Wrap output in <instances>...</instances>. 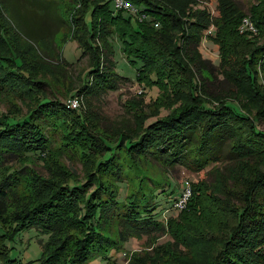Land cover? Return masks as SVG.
<instances>
[{
	"label": "trees",
	"instance_id": "trees-1",
	"mask_svg": "<svg viewBox=\"0 0 264 264\" xmlns=\"http://www.w3.org/2000/svg\"><path fill=\"white\" fill-rule=\"evenodd\" d=\"M77 1L81 7L73 17L77 20L73 26L72 18L59 12L58 0H0L8 9L0 27V96L13 90L30 99L45 83L16 50L10 34L23 41L25 49H34L41 41H53L59 32L71 31L70 40L83 49L80 57H88L85 83L71 96L101 95L117 88L121 77L114 69L112 41L118 36L131 63H141L136 81L157 85L155 100H160V92L171 96L185 89L187 98L178 106L170 103L175 105L171 111L147 122L137 134L120 132L113 141L89 129L85 111L59 100L37 96L36 105L22 117L20 112L7 115L0 111V263L25 264L10 256L9 243L30 229L46 239L40 241V257L28 264H91L107 259L113 240L101 230L110 231L112 222L119 242H125L128 235L160 231L164 218L160 220L152 212L156 193L170 187V180L161 182L144 174L138 188L128 194L121 163L125 154L136 167L152 163L165 171L175 164L192 170L216 161L241 165L244 174L231 181L240 188L231 194L238 197L240 206L231 212L232 222L213 235L215 239L208 244L211 250L202 264H264V130L258 129V121L264 118V0H254L245 13L231 0H216L219 16L212 21L209 10L199 7V0H128L139 12L138 27L122 14L124 9H114L112 0ZM35 9L44 14L52 10V14L36 23L35 17L40 15L33 12ZM244 17L254 32L241 30ZM55 19L57 28L50 32L54 27L48 23ZM62 23L65 28L59 26ZM211 23L215 31L206 36L216 44L218 66L229 64L232 57V62H239L240 78L236 69L223 76L231 83L242 82L252 96L257 104L252 118L232 100L211 106L195 92L192 68L211 74L209 59L199 49L203 32ZM237 41L245 43L239 48L244 51L230 55ZM179 79L186 85H178ZM56 116L66 126L65 131L54 133L59 136L61 150L76 152L91 162L85 180L73 174L57 178L48 169V177H35L32 198L17 202L18 174L32 168L30 158L48 168L47 158L52 154L48 133L55 128ZM257 157L260 160L255 162ZM13 158L20 161L17 167L10 163ZM107 179L113 182L112 189L106 185ZM89 184L93 185L91 190ZM190 189L182 210L202 214V197L197 200L193 184ZM15 196L16 207L8 212Z\"/></svg>",
	"mask_w": 264,
	"mask_h": 264
},
{
	"label": "rangeland",
	"instance_id": "rangeland-1",
	"mask_svg": "<svg viewBox=\"0 0 264 264\" xmlns=\"http://www.w3.org/2000/svg\"><path fill=\"white\" fill-rule=\"evenodd\" d=\"M58 1L61 15L72 18L71 23L76 26L77 20L73 17L77 15V9L81 7V4L76 3L77 0ZM231 1L245 13L254 0ZM199 7H206L209 10L211 21L219 16L216 10V0H199ZM121 11L123 15L130 17V21L135 27H138L135 14L128 10ZM33 12L40 15V18L36 15V23L38 20L43 22L45 15L52 14V10H48L45 14L44 12L40 13L37 9ZM7 14L8 9L0 2V27L3 24L2 18H5ZM57 22L56 19L55 22L49 21L48 24L54 27L50 32L57 28ZM59 26L65 28L66 25L62 23ZM214 31L215 26L211 23L209 28L203 32L199 49L202 56L209 59L207 66L211 74H208L207 70L198 71L192 68L197 82L195 92L200 99L211 106L218 105L223 100H232L238 103L242 111L252 118L257 107L252 96L246 92L242 82L231 83L223 76L226 72H233L236 69V76L240 78L239 72H237L239 62H232L233 57L231 56L229 64L222 68L218 66L219 57L216 44L206 36V34L212 35ZM70 32H59L53 41H41L39 45H34V49H25L23 41L14 35H9V38L16 43V50L25 56L27 64L38 71V76L43 78L45 83L40 85L41 90L32 94L30 99L22 98V94L13 92V90L7 94L3 93L0 96L1 112L7 115L20 112L19 115L22 117L27 113L29 107L32 108L36 105L37 96L47 100H59L64 104H68L69 99H76L78 102L76 108H81L86 112L89 129L107 140L113 141L120 132L137 134L147 122L166 115L172 110L171 107L178 106L181 101L186 100V89L179 90L171 96L167 92H160V100H155L158 96L157 85L147 86L136 81L137 70L141 63L139 60L131 63L130 58L122 50L123 42L118 36L112 41L114 69L121 77L117 80V88L108 90L101 95L71 96L73 93L76 94V90L85 83V73L83 72L88 68V57H80L83 49L78 46L75 40H70L73 37ZM235 45L237 47L231 49L230 55L242 54L244 49L239 48H244L245 43L237 41ZM177 83L186 85V82L180 79ZM173 102L175 105L169 106ZM54 123L55 128L51 127L48 133L51 137L49 147L52 153L47 158L48 168L42 162L30 158L28 163L32 164V168H27L25 174H18L20 176L19 184L15 191L19 197L18 199L16 196L11 198L8 212L13 211L16 207V199L17 202L23 203L24 199L32 198L30 194L35 184V177H48L49 170L53 171L57 178H65L67 175L73 174L82 181L85 180V174L90 168L91 162L76 152L61 150L59 136L54 133L65 131L66 126L63 122H59L57 116ZM258 129L264 130V118L258 121ZM51 134L53 135L51 136ZM259 160L257 157L255 162ZM122 161L128 194L138 188L144 174H151L161 182L169 178L171 186L165 188L163 192L156 193L152 212L156 218L160 220L164 218L163 228L158 232L146 235H128L125 242H119L116 238V225L112 222L109 227L110 231L101 230V233L110 235L113 240V248H109L107 259L100 260L99 258L92 261L91 264H202L211 250L208 244L215 239L213 235L221 233L219 232L220 228L225 229L227 224L232 222V211L240 206L238 197L231 195L234 190L237 191L240 188L231 181L233 178L243 175L244 168L237 162L216 161L208 163L199 170L175 164L165 171V168L152 163L143 162L136 167L125 154L122 156ZM10 163L17 167L20 161L13 158ZM129 163L131 164L129 165ZM2 176L3 173L0 170V179ZM185 181H188L190 185L193 184L198 193V201L202 197L204 207L202 214L196 215L194 209L185 211L182 210L183 208L180 210L170 208L173 197L179 192ZM125 183L124 180L121 189H119L121 197L125 193ZM106 185L112 189L113 182L107 179ZM87 186L90 190L93 188L92 184ZM228 207L229 211L226 210ZM45 239V235L34 229L20 232L15 241L9 243L12 247L10 256L17 257L23 263L28 264V261L40 257V241Z\"/></svg>",
	"mask_w": 264,
	"mask_h": 264
},
{
	"label": "built area",
	"instance_id": "built-area-1",
	"mask_svg": "<svg viewBox=\"0 0 264 264\" xmlns=\"http://www.w3.org/2000/svg\"><path fill=\"white\" fill-rule=\"evenodd\" d=\"M112 3L115 10L124 9L132 12L133 14L136 15V17L139 16V12L137 11V9L128 0H112ZM240 28L241 30H249L253 32L255 31V28L253 27V25L251 24L250 20L247 17L243 18L242 25ZM77 104L78 102L76 101V99L68 100V105L72 108H76ZM190 194H191L190 184L188 181H185L179 192L172 199L171 208L174 210L182 209L185 206L188 198L190 197Z\"/></svg>",
	"mask_w": 264,
	"mask_h": 264
}]
</instances>
